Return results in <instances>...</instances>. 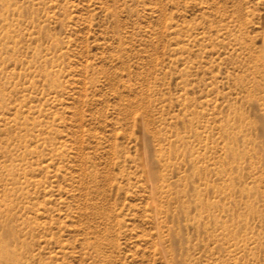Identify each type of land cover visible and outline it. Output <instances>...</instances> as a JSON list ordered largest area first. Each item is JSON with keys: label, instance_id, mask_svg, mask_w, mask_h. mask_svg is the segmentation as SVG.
Instances as JSON below:
<instances>
[{"label": "rangeland", "instance_id": "374dc122", "mask_svg": "<svg viewBox=\"0 0 264 264\" xmlns=\"http://www.w3.org/2000/svg\"><path fill=\"white\" fill-rule=\"evenodd\" d=\"M0 264H264V0H0Z\"/></svg>", "mask_w": 264, "mask_h": 264}]
</instances>
